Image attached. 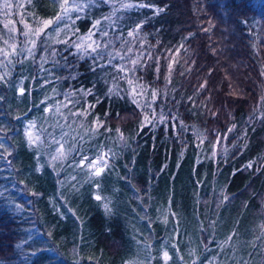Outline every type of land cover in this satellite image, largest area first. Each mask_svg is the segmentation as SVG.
Returning a JSON list of instances; mask_svg holds the SVG:
<instances>
[{
    "label": "trees",
    "instance_id": "1",
    "mask_svg": "<svg viewBox=\"0 0 264 264\" xmlns=\"http://www.w3.org/2000/svg\"><path fill=\"white\" fill-rule=\"evenodd\" d=\"M112 1L75 26L115 19L136 64L63 44L0 71V264H264V0ZM109 150L100 177L77 166Z\"/></svg>",
    "mask_w": 264,
    "mask_h": 264
},
{
    "label": "rangeland",
    "instance_id": "2",
    "mask_svg": "<svg viewBox=\"0 0 264 264\" xmlns=\"http://www.w3.org/2000/svg\"><path fill=\"white\" fill-rule=\"evenodd\" d=\"M7 2L12 5L11 8H4L5 0H0V71L5 75L8 71L13 70L18 60H20V63L23 60H30V65L36 70H39V74H41L42 71L45 72L46 68L44 62H46L48 58V53L55 52L57 47L63 46V44L68 48L71 47L73 52L77 54L96 53L102 47L111 58L118 59L121 65L124 64L128 66L135 60V56L132 55V45L129 43L127 44L124 38L115 33L118 28V23L115 19L107 21L105 19L96 20L92 24V27L84 33H80L75 26L76 22L82 17L80 15L83 10L88 6L108 5L113 9L115 8V3L112 0H76V3L82 6V10L70 11L58 25H52L45 29V33L36 40L35 48H32L30 43V40L35 39V37L25 36L23 33L28 32L29 28L35 30L37 27L42 26L40 24L42 20L35 17L28 10V0H7ZM59 11V7H57L56 14ZM97 21H99L98 24L96 23ZM26 24L29 28L25 27ZM94 24L96 25L95 27H93ZM90 33L91 35L89 36ZM89 45L91 47H89ZM106 45H108L107 48ZM13 48L15 52H13ZM93 48H95L96 51H92ZM28 49H32L31 55ZM60 51L64 52L62 49ZM5 53L8 55H5ZM33 56L34 58L31 59ZM45 78L46 79L41 81L42 86L47 85L50 81L47 77ZM132 90H135L133 86ZM54 92L56 93L55 89L49 88L47 92L49 98H52ZM65 96V100L69 103L71 100L70 95ZM54 106L56 109H60L59 104L58 107L57 105ZM82 116L84 117V114ZM93 126L96 127L95 123ZM214 147H216V145ZM23 197L26 199V196ZM69 214L74 215L73 212H69ZM69 214H64V221L70 218ZM69 224L74 225L72 229H74V232L79 233L78 237H81L82 233H86L87 231L82 226V222L78 217L76 222H71Z\"/></svg>",
    "mask_w": 264,
    "mask_h": 264
},
{
    "label": "snow or ice",
    "instance_id": "3",
    "mask_svg": "<svg viewBox=\"0 0 264 264\" xmlns=\"http://www.w3.org/2000/svg\"><path fill=\"white\" fill-rule=\"evenodd\" d=\"M32 0H28V3H31ZM56 3L58 4L59 7V12L51 19H45L40 21V24L42 26L37 27L35 30H32L29 28V26L26 24L25 27L29 28L28 32L23 33L25 36H33L35 37V39H31L30 43L32 45V48L36 47V40L39 39L42 34L45 33V29H47L49 26L52 25H58L65 16H67L69 14L70 11H81L82 10V6L80 4L76 3V0H56ZM11 4L7 2V0H5L4 3V8H11ZM140 7H154L153 5H146V4H140ZM122 8H130L133 7V5L131 4H123L121 5ZM164 9L163 8H156L155 12L158 14L160 12H163ZM97 24L99 23V21L96 22ZM96 25L94 24L93 27H95ZM7 27V25H6ZM141 27V25H137V28ZM91 35V33L89 34V36ZM129 36L133 35V32H129L128 33ZM79 47V46H78ZM89 47H91L89 45ZM92 51H96L95 48L92 49ZM13 52H15V49L13 48ZM29 54H32V49H28ZM5 55H8L7 53H5ZM131 63L136 64L137 61L133 60ZM120 71H124V68H121ZM0 79H3V77H0ZM129 83L131 84L132 82L129 81ZM21 94H23L24 89L21 88L20 89ZM109 92H112V89H109ZM87 94H91L90 90ZM136 95H140V93H136ZM153 97H155L157 95L156 91H153L152 93ZM134 103H137L139 106L138 101L135 100V98L133 99ZM90 107H93L90 105ZM84 113H76V115H83ZM155 119V116L153 117H149V116H145L144 117V121L143 123L146 124H151L152 121ZM160 121L163 122L165 120V117L163 115L160 116ZM99 124V121H98ZM29 136V141L30 143H35V140H33L31 133L28 134ZM122 140L124 139L123 134H121L120 137ZM36 140L39 139V137L35 138ZM59 143V142H57ZM0 147H3V144H0ZM57 153L58 156L53 157V159H57V158H61L63 156H65V152H64V146L63 144L60 145L59 148H57ZM110 156L114 157L115 153H112L111 150H109V152H101L99 155H97L95 158L89 159L88 156H84L82 157L80 163L77 165L78 167H84L86 166L88 172H89V176L90 178H95V177H100L107 169H109L110 167ZM251 165H249L250 167ZM96 187L99 189L100 185L99 182L96 183ZM95 199L97 201H104L106 198L102 197L99 193H97L95 195ZM104 208L106 211L110 212L111 209L108 207V203H104ZM229 240L231 239V237L228 238ZM165 261V264H167V261L170 259L169 254L167 251L163 252V257H162Z\"/></svg>",
    "mask_w": 264,
    "mask_h": 264
}]
</instances>
